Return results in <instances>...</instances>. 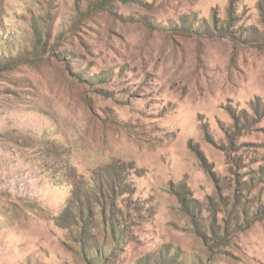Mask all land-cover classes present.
I'll use <instances>...</instances> for the list:
<instances>
[{
	"label": "rangeland",
	"instance_id": "1",
	"mask_svg": "<svg viewBox=\"0 0 264 264\" xmlns=\"http://www.w3.org/2000/svg\"><path fill=\"white\" fill-rule=\"evenodd\" d=\"M234 1L0 0V264H264V14Z\"/></svg>",
	"mask_w": 264,
	"mask_h": 264
},
{
	"label": "trees",
	"instance_id": "2",
	"mask_svg": "<svg viewBox=\"0 0 264 264\" xmlns=\"http://www.w3.org/2000/svg\"><path fill=\"white\" fill-rule=\"evenodd\" d=\"M234 2H235L234 0H230L229 16H232L233 15V12L234 11H233V9H231L232 8L231 6H232V4ZM258 9H259L260 13H263L264 14V0L258 2ZM213 18H214V24H215L216 29L219 32L223 33L224 35L229 34V32L231 31L230 28H229V26H230L229 24L230 23L228 25H226V26L225 25H218L215 16H213ZM202 29H203V31H204L205 34H210V33L213 32V31H211L205 25L202 26ZM246 38L247 39L250 38L251 40H254V39H256V35L255 34H251V35H249ZM39 40H40V37L38 36V41ZM104 187L105 188H104V191H103L104 192V195H103L102 192H101V188H100L99 184L97 186V184L94 182L93 185L91 184V186H88L87 189L85 190V195H83L84 197L81 198L82 204H83V202H88L89 201L88 200V196H87L88 194H91L94 197H96V200H94V202L96 203V205H101V203L104 204V201H105V204H107L108 203V200H110L108 197H109V195L111 193L114 192V190H119V191H122L123 190L122 184H120L119 182L117 184H112V180H109L108 178L105 180ZM174 193H176V195H178V198H180L184 204L189 205V200H187V198L185 196H183V194L185 195L183 188H181L180 190H176V192H174ZM97 196H99V197H97ZM73 200L74 199H72V205L74 203ZM260 208H262L264 210V207H262V205L260 206ZM259 210H261V209H259ZM69 211H72V210L69 208ZM65 214L66 213H64L63 215H65ZM190 215L192 217V220H194V222H196L197 225H199V221L201 219H200V216L199 215L195 214V209L194 208L192 209V212H190ZM79 217L82 220H86V218H85L84 214L82 213V211L80 212ZM113 229H115V228H113ZM117 229H120V226ZM82 232H84V230H82ZM82 247H83V250H84V252L86 254L87 253H92V252H87L86 245H85V247L84 246H82ZM92 255H93V253H92ZM95 256H96V253H95Z\"/></svg>",
	"mask_w": 264,
	"mask_h": 264
}]
</instances>
